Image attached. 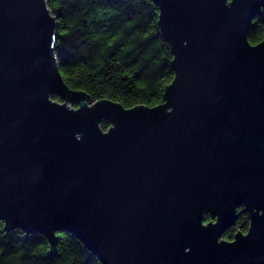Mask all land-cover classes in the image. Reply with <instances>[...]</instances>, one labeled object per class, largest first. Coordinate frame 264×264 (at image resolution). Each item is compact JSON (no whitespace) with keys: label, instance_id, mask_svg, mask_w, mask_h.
<instances>
[{"label":"water","instance_id":"1","mask_svg":"<svg viewBox=\"0 0 264 264\" xmlns=\"http://www.w3.org/2000/svg\"><path fill=\"white\" fill-rule=\"evenodd\" d=\"M152 1L175 76L125 108L64 81L47 0H0V222L103 264H264V0Z\"/></svg>","mask_w":264,"mask_h":264},{"label":"trees","instance_id":"2","mask_svg":"<svg viewBox=\"0 0 264 264\" xmlns=\"http://www.w3.org/2000/svg\"><path fill=\"white\" fill-rule=\"evenodd\" d=\"M56 17L55 54L64 81L87 92L93 102L108 99L125 108L154 107L164 101L165 87L175 73L172 47L159 24L152 0H47ZM249 40H264V8L251 24ZM56 101H62L53 95ZM104 119L100 127L108 131ZM238 219L223 235L233 240L246 233L249 214L239 208ZM204 222L213 220L204 213ZM57 253L47 237L22 229L10 232L0 222V264H103L83 242L68 232L58 233Z\"/></svg>","mask_w":264,"mask_h":264},{"label":"rangeland","instance_id":"3","mask_svg":"<svg viewBox=\"0 0 264 264\" xmlns=\"http://www.w3.org/2000/svg\"><path fill=\"white\" fill-rule=\"evenodd\" d=\"M69 107H75V106L69 103Z\"/></svg>","mask_w":264,"mask_h":264}]
</instances>
